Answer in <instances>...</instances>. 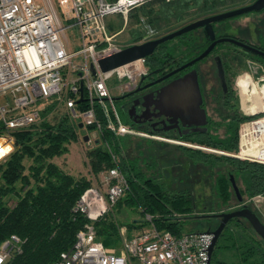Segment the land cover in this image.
Here are the masks:
<instances>
[{"label":"trees","instance_id":"trees-1","mask_svg":"<svg viewBox=\"0 0 264 264\" xmlns=\"http://www.w3.org/2000/svg\"><path fill=\"white\" fill-rule=\"evenodd\" d=\"M154 2L157 3L156 9L152 2L146 1L129 13L132 23L145 22L144 19L147 23L142 29L138 28L139 31L138 29L131 31L126 46L162 36L160 34L150 36L147 33L149 29L150 32L154 29V22L159 23L163 18H168L169 21L174 15L181 16L191 8L198 9L202 13L197 18L210 15L217 11L207 12V10L217 8V5L224 4L225 0H154ZM223 20L225 19L220 21ZM189 22L177 27L180 28ZM215 25L216 22L213 23L216 38L229 36L218 33ZM177 27L169 29L163 35L176 30ZM198 30L200 28L160 43L152 54L146 56L148 72L153 74L169 72L201 54L210 41L206 40L203 30L201 33H198ZM237 39L264 51V43ZM226 43L231 44L217 43L212 54L220 56ZM233 48L240 49L237 46ZM240 51L255 59L258 68L264 70V57L242 48ZM198 62L194 64L195 67ZM231 87L227 94L220 93L217 96L221 101V109L225 112L222 113L220 110V120L213 119L207 114L208 123L204 132L195 131L190 135L179 137L138 128L172 136L199 146L235 152L238 149L240 125L257 115L241 114L235 109L227 112L226 106L235 96L232 83ZM113 98L118 107L122 95H113ZM84 106L85 104H81L79 107ZM214 110L216 111L215 107ZM97 111L101 125L100 134L94 144L85 151L90 177L73 175L53 162L55 157L68 152L72 142L79 140V129H82L71 119L65 104L57 98L49 99L41 107L36 122L10 130L14 138L13 149L0 159V243L12 234L19 236L23 242L20 251L14 252L6 264H52L59 259L61 252L72 247L76 233L88 224L93 225L96 238L103 245L119 248L121 240L119 228L122 225L127 227V237L143 231L150 224L160 230L171 231L175 235L204 231L192 227L188 221L192 218H210L221 212L238 209L246 200L255 196L264 200V164L177 144L176 147L183 154L184 160L189 162L186 163V168L192 166L200 168L198 170L203 176L202 182L208 183L211 189L210 199L204 202L201 211L205 214H194L196 200L192 197V192L173 186L171 188L165 181H159L151 176L152 174L146 173V170L138 164L142 149L138 151L139 156L131 154V145L135 142L133 136H117L106 129L105 117L98 104ZM122 115L127 123L133 125L126 114L122 113ZM95 127L92 125L86 128L93 131ZM147 141L152 143L155 140L147 139ZM161 143L165 144V142ZM136 145H140V142H136ZM155 162V159L146 160L143 164L145 168L153 170ZM113 167H117L126 179L127 189L108 212L97 221L91 222L73 208L82 192L94 185L92 180L99 179L102 172ZM230 176L235 180L243 198L242 202L238 201ZM159 177L162 178V175L159 174ZM239 181L241 185L238 184ZM11 201L14 203L11 204ZM247 205L258 216L251 204ZM122 206L138 212L144 218L126 224L120 223L113 210ZM146 215L151 216V221L145 219ZM220 240H224L223 243L219 244ZM217 247L229 252L230 257L216 258ZM210 264H264V241L255 233L247 220L241 217L232 218L216 241Z\"/></svg>","mask_w":264,"mask_h":264},{"label":"built area","instance_id":"built-area-1","mask_svg":"<svg viewBox=\"0 0 264 264\" xmlns=\"http://www.w3.org/2000/svg\"><path fill=\"white\" fill-rule=\"evenodd\" d=\"M146 0H0V159L14 144L10 130L36 122L41 107L51 98L62 101L71 119L82 128L95 125L93 137L100 134L97 104L105 117L106 129L117 136L139 135L172 141L121 120L108 81L116 78L118 94L133 89L138 79L147 75L146 57H140L110 71L101 72L97 61L126 46L108 34L104 18L110 13L125 17ZM64 22H67L64 25ZM76 28L80 42L73 51L65 39L66 29ZM64 37L65 40L62 39ZM94 65L97 74L92 75ZM257 78L256 94L260 109L240 125L238 149L224 152L180 141L181 145L231 155L264 164V85ZM261 83V86L258 83ZM85 104L83 108L79 106ZM98 184L85 189L74 211L91 222L97 221L122 196L127 181L117 167L100 174ZM255 196L244 203L257 201ZM145 219L151 221V216ZM120 228V247H107L96 238L92 224L76 233L72 247L60 253L52 264H207L213 234L190 231L179 235L150 224L143 231L127 237ZM23 240L16 234L0 243V264H6Z\"/></svg>","mask_w":264,"mask_h":264},{"label":"rangeland","instance_id":"rangeland-1","mask_svg":"<svg viewBox=\"0 0 264 264\" xmlns=\"http://www.w3.org/2000/svg\"><path fill=\"white\" fill-rule=\"evenodd\" d=\"M36 1L38 2L39 0ZM146 1L152 2L154 9H156L157 3H155L154 0ZM252 1L254 0H225L224 4H219L217 5V8L213 10L209 9L207 10V12L217 11L213 14L220 13L233 8L248 5ZM201 14L202 13L198 11V9L192 10L191 8L181 16L174 15L175 18L172 17L169 21H167L168 18H163V20H161L159 23L154 22V29H152L151 32L149 29L147 33H149L150 36L156 34L163 35V33L168 31L169 29L184 24L187 21L197 19V16ZM131 21L132 17L129 16V14L125 17L123 14L120 13H110L107 14L104 18V23L108 34L116 32V40L122 43H127L129 41L130 33L133 29H142L147 23L145 19V22L140 23H132ZM66 24L67 22H64V25ZM215 27L218 33L221 34L246 39L251 43H264V9L259 11H251L248 13L230 17L223 21H218L216 22ZM139 30L140 29H138V31ZM201 30L202 29L198 30V33H201ZM65 36V39H67L70 44L71 50L75 51L79 49L80 42L78 39V32L76 28L66 29ZM62 39L65 40L64 37H62ZM230 46L231 44L226 43L224 49H222L220 52V57L225 63V67L228 71V74L230 75V82L232 83L235 91V96L230 99L231 101L229 105L226 106V110L227 112H229L232 109H235L241 114L250 115L252 110L260 109L261 104L259 100V94H256L255 88L253 87L252 83L255 85L257 78L263 75V72L260 68H258V62L255 59L242 54V52L240 51L241 48L237 50V48H233L234 46ZM197 67L199 73L201 74V81L202 83L205 82L207 88V92L205 93V95L207 96L205 106L206 111L213 117V119L220 120V110L222 113L225 111L221 109V101L217 98V96H219L222 91L218 84L215 57H207L206 59L198 62ZM108 83L112 94L117 95V86L120 85L121 82L116 78H112L108 81ZM210 88H212L213 90L210 91ZM261 89L264 94V85L261 87ZM214 107L216 111L214 110ZM118 112L121 120L127 123V121L123 119V115L119 108ZM79 131V140L77 142H72L69 145L68 152L61 156L55 157L53 159V162L58 164L64 171L69 172L73 175H83L86 177H90V169L86 162L85 151L87 150V148H90L98 138H91V136L93 137L94 131H89L86 127L79 129ZM85 133L89 136L88 140L86 141L83 140L82 137ZM158 135L164 136L172 141H161L139 135H130L133 136V139L135 140V142H133V144L131 145V154L133 156H139L138 151L142 149V153H140L141 157L138 163L139 166L146 170V173L152 174L151 176L155 177L159 181L162 180L168 183L171 188L173 186L177 189H186L192 192V197L196 200L194 214H205L201 211L203 209L204 202L210 199L211 189L208 183L202 182L203 176L201 174V171L198 170L200 168H198L197 166H192L191 168L189 167V169L186 168V163L189 162L187 160H184L183 154L176 147L177 144H180L178 142H180L181 140L172 137L173 135L171 137L166 136L164 134ZM169 135H171V133H169ZM138 137H140L141 139H139ZM144 138L155 141L152 143H148L147 139ZM136 142H140V145H136ZM161 142H165V144ZM153 159H155L156 161L154 163L153 170L145 168V164H143V162L146 160L152 161ZM159 174L162 175V178L159 177ZM99 180L100 177L97 180H92L93 184H98L99 187H101L102 191H104L105 186L100 184ZM238 184L241 185L240 181L238 182ZM11 202V204L14 203L13 201ZM249 203L251 204V207L257 211L260 220L264 222V200L259 198L257 201ZM113 212L116 219L123 224H126L131 221H140L142 220V218H144L138 212L126 208L125 206H122L118 209H114ZM219 221V217L213 216L210 218H192L188 222L192 227L206 231L213 230L214 228H216V226H218ZM123 226L124 225L120 226V228ZM124 227L126 228L125 232L127 233V227ZM223 241L224 240H220L218 243L221 244L223 243ZM229 255L230 253L224 252L222 248H215L216 258H222L224 256L230 257ZM134 263L138 264L137 262Z\"/></svg>","mask_w":264,"mask_h":264},{"label":"water","instance_id":"water-1","mask_svg":"<svg viewBox=\"0 0 264 264\" xmlns=\"http://www.w3.org/2000/svg\"><path fill=\"white\" fill-rule=\"evenodd\" d=\"M263 8L264 0H254L250 4L245 6L199 18L167 34L140 43L125 46L117 52L100 58L97 61L99 69L101 72L110 71L120 65L129 63L140 57H146L152 54L160 43L199 27H202L204 36L206 40L210 41V44L205 48L203 52H201V54L175 68L174 70L168 72L164 77H168L184 68L192 66L197 61L206 57L215 47V45L220 42H229L231 44L239 46L247 52H251L253 54L264 57L263 50L235 37L223 36L216 38V34L213 28L214 22L251 11H259ZM215 62L217 65L218 76L220 77L222 84L224 85L225 76L222 59L219 56H215ZM90 70L93 76L97 74L94 65L90 66ZM156 103L160 114L163 113L172 116L175 119L180 118L184 122V124L193 125V131L204 132L206 130L205 125L207 123V113L205 108L202 106L203 99L198 81V73L195 68L190 69L189 71L176 78L174 81H171L166 86H164L158 93ZM129 114H131V111L129 112ZM79 127L82 128V124H79ZM88 138V135H84L83 140L86 141L88 140ZM230 180L233 190L237 195L238 201L242 202L243 198L232 176H230ZM216 216L221 219L218 226L213 230H206L207 232L213 234L212 243L209 248V259L207 264H210L211 255L221 231L226 226L228 221L232 218L241 217L247 220L255 233L264 241V223L246 203H243L238 209L229 212H221L216 214Z\"/></svg>","mask_w":264,"mask_h":264},{"label":"flooded vegetation","instance_id":"flooded-vegetation-1","mask_svg":"<svg viewBox=\"0 0 264 264\" xmlns=\"http://www.w3.org/2000/svg\"><path fill=\"white\" fill-rule=\"evenodd\" d=\"M206 16H209V15H206ZM206 16H203V17H206ZM203 17H198L197 19L203 18ZM197 19H194V20H197ZM199 28L202 29V27H199ZM213 49L206 57H204L205 59L209 56H213V57L216 56L212 54ZM202 60L203 59L199 60V62ZM222 64H223L224 76H225L224 85L222 84L220 77L218 76L217 78H218V84L220 86L222 93L227 94L228 92H230L232 87H231V82H230V75L228 74V71L225 67V63L223 59H222ZM192 68H195L198 73V81H199L200 91H201L202 99H203L202 106L205 108V104H206L205 99L207 97L205 93L207 92V88H206L205 82H203L204 83L203 84L201 81V78H200L201 74L199 73L198 67H195L194 64L168 77H164L168 72H156L155 74L148 72L147 75L138 79L137 84L133 89L127 90L121 94L122 98L119 100L120 104L117 108H119V110L122 111L123 114L127 115L128 119L135 127L147 128V129H150L151 131L162 132L165 134L171 133V135H176L179 137L190 135L192 132H195L193 131L194 126L184 124V122L180 118L175 119L172 116H169L163 113L160 114V111L157 108L156 101H157L158 93L164 86H166L171 81H174L176 78H178L179 76H181L182 74H184L185 72L189 71ZM216 74L218 75L217 65H216ZM209 90L212 91L213 89L210 88ZM130 111H131V114H129ZM207 123H208V119H207Z\"/></svg>","mask_w":264,"mask_h":264},{"label":"crops","instance_id":"crops-1","mask_svg":"<svg viewBox=\"0 0 264 264\" xmlns=\"http://www.w3.org/2000/svg\"><path fill=\"white\" fill-rule=\"evenodd\" d=\"M261 73H262V72H261ZM258 84L261 86V83H260V82H259Z\"/></svg>","mask_w":264,"mask_h":264}]
</instances>
